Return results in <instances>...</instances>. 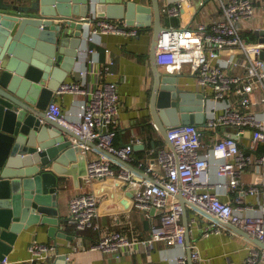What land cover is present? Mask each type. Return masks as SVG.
Instances as JSON below:
<instances>
[{
	"label": "built area",
	"instance_id": "obj_1",
	"mask_svg": "<svg viewBox=\"0 0 264 264\" xmlns=\"http://www.w3.org/2000/svg\"><path fill=\"white\" fill-rule=\"evenodd\" d=\"M165 1V2H164ZM161 12L168 18L182 13L185 0L170 2L164 0ZM257 0H218L216 19L188 27H166L160 35L157 50L158 65L163 74L179 75L188 68L204 95L222 100L231 94L238 96L239 108L232 103L224 107L225 111L206 119L205 126L179 124L168 128V135L173 147L163 149L158 156L159 170L154 165V181L137 177L135 171L123 164L116 169L115 160L107 154L88 161L86 180H102L106 177H118L136 188L134 200L139 209L150 216L155 208L161 212L160 225L153 226L150 239L145 242L154 245L166 241L169 245L187 246L186 227L182 222L183 205L178 194L195 205L198 211L217 216L255 236L264 243V216H248L242 212L246 207V197L257 195L261 189L257 184L242 181V174L251 165L264 166V155H255L259 144L264 142V120L252 111V106L260 102L264 105V46L245 40L242 32L258 11ZM204 5V2L202 3ZM264 6V1L262 2ZM92 34L124 33L137 37L140 26H130L117 21L100 19L92 21ZM106 67L105 72L108 71ZM240 70L242 73L237 72ZM103 72L97 74V85L87 89L79 84L65 83L56 92L57 95L73 92L86 94L81 105L79 122L68 121L61 107L53 102L47 113L56 121L75 131L82 139L94 142L98 148L107 150L121 160L130 162L134 151L133 144L118 147L114 143L117 131L111 128L120 116V96L115 82H102L98 85ZM261 92L259 101L255 96ZM207 114V109H206ZM234 127L235 131L216 139L205 152L202 149V129ZM252 131L249 147L253 153L247 154L239 145V139ZM82 151L97 150L88 143L75 138ZM98 151V150H97ZM99 152V151H98ZM216 159L218 167L217 182H212L209 169L211 160ZM236 191L238 205L221 199L219 189ZM99 200L95 193L86 192L75 195L69 202L70 220L79 232L98 229ZM199 208V209H198ZM217 221V220H216ZM207 225L203 233L209 236L220 231L224 225L220 222ZM142 243L138 238H129L121 232H110L100 237L94 248L102 252H112L117 257L120 253L131 254ZM192 264H203V257L196 245L191 244ZM33 259L40 262L52 260L57 254L55 245L34 241L30 247ZM7 258L4 263H7ZM264 262V249L254 248L246 264ZM174 264H189L188 256H180Z\"/></svg>",
	"mask_w": 264,
	"mask_h": 264
},
{
	"label": "crops",
	"instance_id": "obj_2",
	"mask_svg": "<svg viewBox=\"0 0 264 264\" xmlns=\"http://www.w3.org/2000/svg\"><path fill=\"white\" fill-rule=\"evenodd\" d=\"M122 1L151 5L150 0ZM160 1L162 7L164 0ZM175 1L177 0L173 2ZM263 1L257 0V14L251 22L247 23L242 36L246 41H253L264 46V42H261L263 36L259 35L260 31L264 30ZM203 2L204 5H202ZM184 4L185 8L178 16L168 18L162 13L166 27L173 25L188 27L216 19L218 0H202L199 7L194 6L193 0H185ZM73 16H76L77 20L82 19L77 15ZM87 17L93 19L92 21L107 19L96 18L95 10ZM111 21L127 24V21L123 19ZM85 26L83 43L78 49L77 62L72 71L67 73L65 83L79 84L91 90V87L94 88L97 85L96 75L103 72L104 75L100 77L98 85H101L104 80L117 84L120 96V116L115 125L111 127L117 131L114 143L118 147L133 144L134 151L130 163L137 169V177L141 179L149 175L154 178V170L149 172L148 168L154 165L155 170H159L157 159L160 151L170 147L160 130L154 126L150 111V98L154 83L149 56L152 29L140 27L137 37H131L124 33L92 34L93 23L90 20ZM106 67L109 69L105 72ZM188 70L186 68L182 74H179L177 86L186 92L201 93L195 75ZM237 72L243 75L240 70ZM261 97V92L255 96L257 101ZM86 98V94L66 92L56 94L55 102L61 107L68 121L79 122L81 105ZM238 100L235 94L222 100L214 99V97L206 99L207 119L223 113L224 107L230 103L239 108ZM252 111L258 118L264 120L262 103L258 102L253 105ZM201 129L203 146L201 153H205L216 139L235 131L231 126L212 130ZM251 136L252 131L249 130L238 140L239 145L248 155L253 153L248 148ZM259 145L254 154L264 155V142ZM98 157H101V154L97 150L84 152L80 149L74 158H67L66 164L54 162L52 168L58 175L61 186L57 199L58 216L61 223L58 225L57 233L54 236L51 235L52 226L49 224H34L21 233L16 240L13 250L6 257L8 262L3 261L0 264H59L62 256L66 259L64 264H174L180 256H188V248L180 244L169 245L166 241H160L149 245L145 242L150 239L153 226L160 225L161 212L151 210L149 216L143 209H139L134 200L136 188L133 185L118 177H106L102 180H94L92 183L87 182L88 161ZM211 164L209 175L212 182H217L219 177L216 159L213 158ZM114 166L119 170L117 160ZM242 181L247 184H257L261 189L259 194L246 197V203L243 204L246 209L242 212L248 216H264V166L255 164L246 168L242 174ZM88 191L95 193L99 200L97 218L99 228H90L78 233L70 220L69 202L75 195ZM219 193L222 200L238 205L236 191L220 188ZM187 219L189 220L191 244L198 247L203 257V264H246L252 249L258 248L254 242L232 232L225 226L220 231L206 236L203 233L204 228L212 225L216 219H212L197 209L188 207ZM182 222L185 225L184 216H182ZM110 232H121L129 238H138L142 243L133 253H120L119 257L112 252L105 253L94 248L100 237ZM57 234L60 235L57 236ZM69 236L72 238L68 240ZM34 241L55 245L58 253L52 257V260L46 262L33 259L30 247ZM258 264H264V262Z\"/></svg>",
	"mask_w": 264,
	"mask_h": 264
},
{
	"label": "water",
	"instance_id": "obj_3",
	"mask_svg": "<svg viewBox=\"0 0 264 264\" xmlns=\"http://www.w3.org/2000/svg\"><path fill=\"white\" fill-rule=\"evenodd\" d=\"M150 1L148 6L122 0H0V262L13 250L21 233L34 224H49L51 235L57 233L61 186L52 167L54 162L66 164L67 158H74L80 151L75 138L137 172L130 162L82 140L47 113L77 62L85 24L90 20L87 16L94 10L96 18L123 19L130 26L152 29L149 56L154 83L150 111L154 126L168 146L174 149L168 128L179 124L205 126L204 95L182 90L177 86L179 75L163 74L159 68L157 50L166 26L161 1ZM259 35L264 42V30ZM178 197L192 264L187 212L188 207H197L181 193ZM208 216L264 249V243L255 236L217 216ZM60 259L59 264H64L65 257Z\"/></svg>",
	"mask_w": 264,
	"mask_h": 264
},
{
	"label": "rangeland",
	"instance_id": "obj_4",
	"mask_svg": "<svg viewBox=\"0 0 264 264\" xmlns=\"http://www.w3.org/2000/svg\"><path fill=\"white\" fill-rule=\"evenodd\" d=\"M195 2H196V5L199 7L202 0H195Z\"/></svg>",
	"mask_w": 264,
	"mask_h": 264
}]
</instances>
